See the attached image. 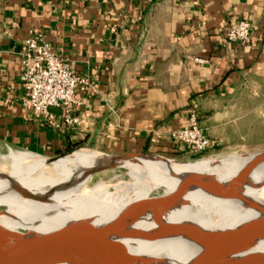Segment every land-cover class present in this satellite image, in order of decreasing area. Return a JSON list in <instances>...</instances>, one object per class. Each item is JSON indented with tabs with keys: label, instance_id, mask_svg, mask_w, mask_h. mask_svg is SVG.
Listing matches in <instances>:
<instances>
[{
	"label": "crops",
	"instance_id": "obj_1",
	"mask_svg": "<svg viewBox=\"0 0 264 264\" xmlns=\"http://www.w3.org/2000/svg\"><path fill=\"white\" fill-rule=\"evenodd\" d=\"M240 20L250 42L226 43ZM36 35L91 82L74 127L60 107L52 127L21 105L20 52ZM192 105L206 151L264 141V0H0V155L174 156L169 133Z\"/></svg>",
	"mask_w": 264,
	"mask_h": 264
},
{
	"label": "bare ground",
	"instance_id": "obj_2",
	"mask_svg": "<svg viewBox=\"0 0 264 264\" xmlns=\"http://www.w3.org/2000/svg\"><path fill=\"white\" fill-rule=\"evenodd\" d=\"M9 159L10 170L0 171V206L11 205L12 209L8 214L0 212V230L29 231L30 241L29 247L0 264H76L70 254L55 261L46 257L48 251L60 247L57 241L31 239L62 224L90 222L113 228L118 226V216L129 223L157 197L149 196L155 188H162L165 203L154 219L141 217L125 230L96 234L113 254L159 260L157 264L210 262L264 225V162L247 169L244 165L250 158L240 154L192 163L165 156L123 160L120 165L128 170L129 181L91 187L87 186L91 177L87 172L100 165L104 156L89 148L49 163L26 153L11 152ZM232 175L240 184L239 195L220 198L217 194ZM199 178L206 184L192 187L184 195H170ZM223 232L231 234L219 235ZM253 250L264 251V241H257Z\"/></svg>",
	"mask_w": 264,
	"mask_h": 264
},
{
	"label": "water",
	"instance_id": "obj_3",
	"mask_svg": "<svg viewBox=\"0 0 264 264\" xmlns=\"http://www.w3.org/2000/svg\"><path fill=\"white\" fill-rule=\"evenodd\" d=\"M103 162L88 170V175H92L99 171H104L112 167L121 166L120 162L123 160H134L137 157H151L160 155H137V154H118V155H104ZM230 155V154H229ZM228 156V155H224ZM224 156H217L214 158H222ZM242 157H249L250 159L245 163L244 168H255L264 162V151L253 152L247 154H240ZM56 158H48V162H52ZM205 179H192L189 183L182 185L175 189L170 195L179 196L186 194L190 188L204 185ZM240 184L235 177L227 178L225 184L217 194L223 199H232L240 193ZM165 195L161 193L153 199L150 205L138 216L132 218L128 223L127 220L118 216L117 227H99L93 223H77V224H62L56 229L37 236L36 239H48L57 241L60 247H55L54 252L48 251L46 257L50 260H59L65 254H70L73 257V263L76 264H157L160 261L154 259H127L119 257L112 253L96 234L114 231L117 229H127L133 221L141 217H149L154 219L159 215L164 207ZM237 230H235L236 232ZM29 231L18 229L16 231L0 230V262L11 256L16 251L25 250L28 246ZM231 233H219L223 237H228ZM237 241V240H236ZM257 241H264V225L258 232L245 236L238 240L235 245H232L219 258L213 261H191L185 264H264V251H254L253 247Z\"/></svg>",
	"mask_w": 264,
	"mask_h": 264
},
{
	"label": "built area",
	"instance_id": "obj_4",
	"mask_svg": "<svg viewBox=\"0 0 264 264\" xmlns=\"http://www.w3.org/2000/svg\"><path fill=\"white\" fill-rule=\"evenodd\" d=\"M250 33L251 24L240 20L228 26L224 41L245 46L250 42ZM194 61L203 63L205 60L195 57ZM20 80L24 88L21 105L25 110L50 126L57 127L58 119L52 108L60 107L67 127L78 124V117L72 114L74 106L79 103L77 94L88 91L91 82L87 76L77 74L69 63L59 58L40 35L27 39L22 45ZM169 139L176 153L198 155L207 150L210 141L199 123L195 105L188 112L187 125L171 131Z\"/></svg>",
	"mask_w": 264,
	"mask_h": 264
},
{
	"label": "rangeland",
	"instance_id": "obj_5",
	"mask_svg": "<svg viewBox=\"0 0 264 264\" xmlns=\"http://www.w3.org/2000/svg\"><path fill=\"white\" fill-rule=\"evenodd\" d=\"M260 136L262 138V134H258V132H256L254 137H251L252 140L249 142V144H246V146H225V147L216 149L215 151H210V152L205 151L202 154H198V155L191 156L190 154L176 153L174 156H168V157L178 162L192 163V162L201 161L207 158H214L217 156H224V155H229V154H247V153H253V152H260V151H264V141H260L261 143L258 145L259 140H260L258 137ZM83 148H88V147L79 146L69 152L57 155L54 158H58V157H61L67 154L77 152L79 150H82ZM26 154H29V153H26ZM40 158H43V157H40ZM10 166H11V162L9 159L8 152L1 154L0 155V171L6 173L10 170ZM129 180H130V176L128 174V170L125 167L116 166V167H112L107 170L99 171V172L92 174L90 179L87 181V186L91 187L100 182H104L109 185H112L118 182H127ZM109 190L111 191V188ZM162 191H163L162 188H155L150 192L149 196L150 197L159 196L162 193ZM11 209H12L11 205L0 206V212L4 214H8L11 211Z\"/></svg>",
	"mask_w": 264,
	"mask_h": 264
}]
</instances>
